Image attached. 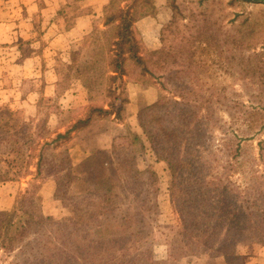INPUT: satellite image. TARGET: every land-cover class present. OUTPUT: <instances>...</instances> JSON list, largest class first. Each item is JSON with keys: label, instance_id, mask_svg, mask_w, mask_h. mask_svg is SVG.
Here are the masks:
<instances>
[{"label": "trees", "instance_id": "1", "mask_svg": "<svg viewBox=\"0 0 264 264\" xmlns=\"http://www.w3.org/2000/svg\"><path fill=\"white\" fill-rule=\"evenodd\" d=\"M154 14L153 0H109L102 9L101 23L97 26L93 23V30L71 48L68 75L84 80L89 103L74 110L81 112L67 124L59 122L58 128L64 131L51 130L46 117L40 122L33 118L26 121L0 105V156H6L3 160L0 157V162L10 167L0 170V182L19 181L31 174L28 168L34 155L37 159L35 175H40L43 157L35 151L41 143V148L54 143L53 149L62 147L53 160L60 167L53 176L55 199L61 200L59 192L66 199L72 198L67 195V188L73 180L82 177L88 182L84 194L71 205L72 217L57 222L65 229L63 242L70 241L67 259L71 263H110L115 251L124 250L128 242L138 247L149 242L151 223L147 219L153 223L157 210L150 195L158 192V178L151 166L142 170L136 166V156L147 149V144L156 159L167 165L169 199L179 215L180 233L187 244L210 248V242L222 235L220 249L224 253L235 252L236 246L243 243L255 242L264 247V171L258 168L264 167V139H255L259 153L258 157L250 159L249 167L242 169L246 160L240 158L242 146L264 132V111L252 108L239 115L229 113L231 120L242 119L246 123L244 135L230 138L221 133L225 155L223 160L217 158L218 149L209 147L207 135L210 124L213 126L218 121L213 105L222 104L224 96L192 92L191 86L198 77L191 73L194 68L209 67L207 56L214 53L218 45L215 41L213 44L215 39L211 37L205 39L204 47L200 44L189 47V63L184 71L178 69L177 59L168 54L161 57L163 65L153 63L155 56L163 51L145 52L135 35V25ZM255 32V28H248L232 43L242 44ZM255 45L247 41L243 50L253 49ZM261 50V53L247 55V63L244 61L243 65L244 72L255 76L257 84L264 86V43ZM197 52L204 54L200 60L195 59ZM166 67L167 73H155ZM124 77L157 87L156 101L137 112L142 133L129 129L126 136L114 137L109 147L71 155L64 145L73 133L84 130L96 120L113 117L123 121L128 101L121 89ZM161 78L164 80L160 81ZM166 82L171 85V97L162 91L167 88ZM97 93L105 98L100 104L92 102ZM259 99L264 100V95ZM54 132H57L55 137L49 141ZM16 166H23V171H11ZM235 175L240 176L241 182H237ZM120 193L126 198H129L126 194L132 195L133 212H121L116 201ZM27 200L32 207L30 210L25 208ZM36 201L34 192L31 195L29 191L18 193L13 208L0 211V250L10 253L13 243L22 240L25 231L34 224L45 225L49 220L54 223L50 217L41 215V206L34 205ZM46 243L56 246L52 238L46 239ZM107 250L112 253L105 261L101 253Z\"/></svg>", "mask_w": 264, "mask_h": 264}, {"label": "rangeland", "instance_id": "2", "mask_svg": "<svg viewBox=\"0 0 264 264\" xmlns=\"http://www.w3.org/2000/svg\"><path fill=\"white\" fill-rule=\"evenodd\" d=\"M76 2L77 0H39L38 11L33 12L30 16L33 27H53L52 24L54 27L55 25L64 27L70 25L78 13L89 10L92 12L89 7L77 10L81 5ZM6 4V0H0V9ZM153 4L155 14L140 19L138 24L135 25V35L145 52L163 51V54L155 56L152 60L153 63L156 62L158 65H163L164 59L161 57L168 54L169 57L177 59L178 69L184 71L183 68L186 63H189L188 51L190 48L197 44L204 47L205 39L211 37L215 39L212 40L213 44L215 41L218 45L215 52L207 56L210 63L209 67L204 69L193 67L195 71L191 74L197 75L198 80L191 86V90L199 94L216 96L217 93H221L224 96L222 104H212L218 121L213 126L210 124L211 129L207 135L209 147L213 150L214 148L218 149L216 157L223 160L225 143L221 141L222 134L230 138L234 135H244L246 127V123L242 119L231 120L229 113L239 115L245 111H250L252 108H261L264 111L262 108L264 100L259 99L264 95V86L257 84L255 76L245 73L243 65L244 61L247 63V55L261 53L262 51L261 45L264 43V2L256 1L253 3L248 0H153ZM0 13H4V10H0ZM24 13L28 15L26 12ZM95 15L96 17H92V20L97 26L101 23L100 18L102 17L98 18L97 13ZM0 18L5 19L6 16L1 14ZM16 24L14 23L13 25L17 26ZM248 28H255L256 32L247 41L256 45L253 46V49L244 51L243 47L247 41H243L242 44L239 42L233 44L232 40L238 41L242 32ZM232 45H236V47ZM49 52L51 50L45 51V49L40 48L38 60L40 66L48 69L52 65L56 66L58 64L60 68L61 63H63L62 61L59 62L61 58L56 59V57L46 56L49 55ZM197 54L198 56L195 58L197 60H200L204 55L200 52H197ZM169 57L168 60H171ZM174 67L176 66L174 65ZM155 71V73H167V67ZM68 74L69 71L57 87L58 92L63 93L73 80L77 79L75 75L69 77ZM163 80L161 78L160 81ZM160 81L157 80V82ZM40 83V80L28 82L23 90L25 92L29 89L38 90L41 88ZM134 84H137L140 89L143 86L141 83H136L129 78L124 79L121 88L123 96L129 97V95L135 93V89L129 90L132 87L131 85L135 88ZM166 87L162 91L166 96L171 97V85L166 82ZM118 90L117 93L119 92ZM44 93L47 94L42 96V98L40 97L36 110L29 114H27V110L15 111L10 110L5 104L4 106L26 121L28 118H33L35 121L39 120L38 122H40L46 117L48 118L47 125L54 131L59 130V122L67 124L71 118L80 114L81 111L74 110H80L82 107L65 109L66 106L71 105L67 97L50 98L49 91L46 90ZM92 98V102L97 104L102 103L105 99L100 97L98 93L94 94ZM155 113L159 114L158 112ZM136 114L137 111L129 110L128 114L127 111H124L123 121H117L112 117L96 120L91 124L89 130H84L71 137L64 146L69 149L71 155H76L81 154L83 149L102 148L108 145L114 137L126 136L129 129L142 133ZM166 119L169 118L167 117ZM219 124H221V127L218 126ZM57 132L50 136L49 141L55 137ZM104 132L107 133L104 134ZM143 137L146 139L144 134ZM256 138L264 139V132L242 146L240 158L246 160L242 169L249 167L250 159L258 157L259 149ZM232 140L234 139L232 138ZM54 144L41 148L43 145L41 143L35 151V154L40 153L43 157L40 165V175H35L37 159L34 155L28 168L31 174L19 179V181L0 182V211H10L15 204L18 193L20 195L29 191V195L34 192L37 200L34 205L37 206L38 204L39 207L41 206L39 208L41 215L44 218L50 217L54 221V223H51L49 220L48 224L45 225L39 224L36 226L34 224L27 229L23 239L16 240L13 243L10 253L0 250V264H76L71 263L67 259L68 250L71 248L68 245L70 241L65 240L63 242L64 238L62 235L64 234L62 232L65 229L57 222H63L72 217L71 205L84 194L88 187V182L82 177L73 180L67 188V195L72 198L70 200L66 199L65 195L59 192L58 196L61 197V200L55 199L56 186L53 176L55 174L54 171L56 172L60 167L53 160H55V156L61 153L62 147L55 150L53 149ZM0 157H2V160L6 159L5 155ZM136 166L140 170L151 166L158 178V192L150 195L151 203L157 205V210L153 223L151 219H147V222L151 223L148 227L150 234L147 241L149 242H145L139 247L128 242L127 245L125 244L126 248L124 250L115 251L112 262L105 264H217L216 261L218 264H223L222 260H216L220 257L225 258L227 264H240L245 262L247 257H257L259 250L264 248L255 242L243 243L236 246L235 252L224 253L220 249V241L222 240L220 237L222 235L210 242L212 243V246L208 245L210 248H205L203 245L198 248L191 247L190 244L186 243L185 236L180 233V218L169 199L168 186L170 177L166 169V163L156 159L149 144H147V149L136 156ZM258 168L259 171H264L262 165ZM8 169L10 167L1 161L0 170L6 171ZM17 170L23 171V166H16L11 171ZM234 177L237 178V182H241L239 175ZM126 195L129 198H126L123 193L119 194L116 199L117 206L122 210L121 212L124 213L126 210H130L127 211L130 213L133 212L131 207L135 203L131 202L130 197L132 195L130 193ZM25 205L26 209L30 210L32 208L28 200ZM34 205L33 208H37ZM48 238H52L56 242V246L53 247L46 243ZM59 250H62L63 253ZM111 253L110 250H107L102 252L101 256L106 261L111 257ZM259 257L264 259V256L260 255Z\"/></svg>", "mask_w": 264, "mask_h": 264}, {"label": "crops", "instance_id": "3", "mask_svg": "<svg viewBox=\"0 0 264 264\" xmlns=\"http://www.w3.org/2000/svg\"><path fill=\"white\" fill-rule=\"evenodd\" d=\"M108 1L77 0L76 3L81 5L77 10L89 7L92 12L89 10L78 13L73 18L72 23L64 27L57 25L54 27L53 24V27H33L30 16L33 12L38 11L39 0H6L7 4L0 9L1 11L4 10V13H0V15L6 16L5 19L0 18V105L5 104L10 110L15 111L27 110V114H29L36 110L37 102L40 97L42 98L47 94L44 93L46 90L49 91L50 98L67 97L71 105L66 106L65 109L84 107L88 104V96L82 79L73 80L63 93L58 92L57 87L70 70L71 48L93 30L94 21L92 17H96L95 13H97L99 18ZM24 12L28 15H25ZM14 23H17V26H14ZM40 48L45 49V51L51 50L46 56L61 58L59 60V62H63L61 67L59 68V65L56 64V66L52 65L48 69L42 68L38 61ZM124 79L127 78L124 77ZM37 80L41 81V88L38 90L29 89L26 92L23 90L28 82H37ZM131 86L129 90L135 89V93L129 97L124 96L128 100L124 109L127 114L129 110L138 112L140 108L149 106L156 101L158 92L156 86L143 85L141 89L138 88L137 84H134L135 88L133 85ZM55 122L57 123V121ZM90 126L84 130H89ZM62 131L64 128L58 130V132ZM76 134L73 133L72 137ZM110 143L102 148L109 147ZM83 150L87 151V149ZM260 255L264 256V248L259 250L257 257H247L245 262L240 264H264V259L259 257ZM216 260H222L223 264H227L223 257ZM216 263L218 264L217 261Z\"/></svg>", "mask_w": 264, "mask_h": 264}, {"label": "water", "instance_id": "4", "mask_svg": "<svg viewBox=\"0 0 264 264\" xmlns=\"http://www.w3.org/2000/svg\"><path fill=\"white\" fill-rule=\"evenodd\" d=\"M264 1V0H263Z\"/></svg>", "mask_w": 264, "mask_h": 264}]
</instances>
